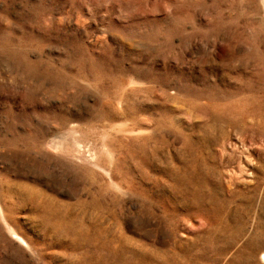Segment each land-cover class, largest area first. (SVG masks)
<instances>
[{
  "label": "rangeland",
  "instance_id": "obj_1",
  "mask_svg": "<svg viewBox=\"0 0 264 264\" xmlns=\"http://www.w3.org/2000/svg\"><path fill=\"white\" fill-rule=\"evenodd\" d=\"M0 264H264V0H0Z\"/></svg>",
  "mask_w": 264,
  "mask_h": 264
}]
</instances>
